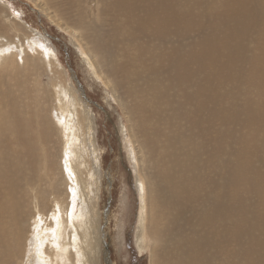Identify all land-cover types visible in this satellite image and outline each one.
Listing matches in <instances>:
<instances>
[{
    "label": "bare ground",
    "instance_id": "6f19581e",
    "mask_svg": "<svg viewBox=\"0 0 264 264\" xmlns=\"http://www.w3.org/2000/svg\"><path fill=\"white\" fill-rule=\"evenodd\" d=\"M34 1L122 111L149 264H264V0H207L196 15L192 0H73L63 13ZM4 8L0 264H102L90 104ZM232 82L230 101L214 98Z\"/></svg>",
    "mask_w": 264,
    "mask_h": 264
},
{
    "label": "rangeland",
    "instance_id": "374dc122",
    "mask_svg": "<svg viewBox=\"0 0 264 264\" xmlns=\"http://www.w3.org/2000/svg\"><path fill=\"white\" fill-rule=\"evenodd\" d=\"M72 1L47 0L52 9L61 13L66 12L65 8H68ZM174 1L178 8L184 5V0H173V3ZM206 1L201 0L195 3L192 0L190 14H200L208 9L205 5ZM0 2V7H5L10 18L12 17L13 20L18 18L36 39L48 45L64 68L67 80L75 83L77 90H80V95L90 104V117H92L96 136V150L101 173L98 202L103 227L102 264H149L148 252L138 251L135 238L138 228L139 197L133 172L134 165L128 161L130 160L128 148L125 147L123 137L118 130V122L121 117L123 118L122 111L112 100L113 97H108L109 91L103 84L94 76L95 79L92 78V70L87 66L85 57L69 31L56 25L44 15L43 10L34 0H0ZM179 20H200L191 25V27L195 25L199 27L205 19L190 16ZM149 35L145 36V44L148 43ZM171 45L173 44L170 43L169 46ZM213 71L214 68H209V84L210 80H216L212 77ZM219 77L221 76H217ZM43 83L48 84L47 77H43ZM237 87L238 84L233 82L220 85L214 98L217 100L225 98L224 101H230L232 97L228 93H235ZM212 106L213 99L209 94V108Z\"/></svg>",
    "mask_w": 264,
    "mask_h": 264
}]
</instances>
